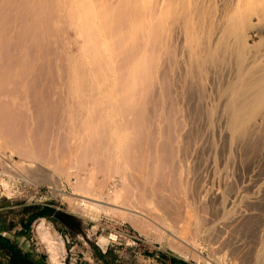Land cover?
Listing matches in <instances>:
<instances>
[{"label":"rangeland","instance_id":"374dc122","mask_svg":"<svg viewBox=\"0 0 264 264\" xmlns=\"http://www.w3.org/2000/svg\"><path fill=\"white\" fill-rule=\"evenodd\" d=\"M33 1L35 3L40 2V0H21L22 3L19 1L16 3L17 0H0L3 5L4 3L7 5L3 6L5 10L0 9L3 14H0L2 16L0 22L3 17L8 16V19L7 17L5 19L7 24H3L4 21L1 22L3 26H7L4 27L5 30L3 26H0V29L4 30L2 33L4 39L8 41L5 46L2 45L4 40H2L3 35H0V78H2L0 80H5V82L0 81L1 83L4 82L2 85L0 83V181L4 180L9 185L8 189L11 191L9 194L12 193L10 196L7 195V189L0 182V235L9 238L22 252L28 254L31 264H52L45 244L40 234L36 232L35 226L41 217L33 218L36 213L48 207L54 209V212L42 218L49 226L52 235L60 237L63 241L64 249L58 256L61 264H264V114L259 115L260 111L261 113L264 112L261 109L264 106L260 110L258 109L259 112L257 110V116L252 117L248 125H246L248 122L245 123L243 126L245 129L235 131L230 123L232 114L229 104L235 100L236 95L229 91L228 87L232 85V82L237 87H243L246 85L243 80L245 79L247 82L246 80L249 78L235 82V71L234 69L233 72L230 71L234 66L218 65L217 71H212L209 60L202 56L203 53H207V49L205 50L204 47L208 44L198 46L197 43L196 46L191 44L189 47L188 44L190 43L185 41L186 36L182 31H156L153 34L157 37L150 34L147 30V17H145L147 14L145 13H148L146 10L151 9L148 16H157L158 10H160L157 3H160L161 0H155L156 3L154 0H137L138 2L128 0L125 2L135 4L134 7L141 3L142 7H139L141 9L124 4V0L123 3L115 2L124 5L125 10L132 8L130 10L132 17H129L135 22L138 21L140 12H143L141 13L144 18L139 15L138 19L140 20L136 22V24L139 23V31L133 34L135 35L133 37L129 35L128 31L130 32L132 27L134 29L135 24L132 26L133 20L129 23V20L126 21L129 19L128 16V18L126 17L129 11L125 14L126 11L121 9L123 6L119 9L125 15L120 11L117 13L118 10H115L114 13L118 14L116 16L117 19L119 18V22H116L115 14L113 15L112 11L108 14L105 12L112 8L114 10L115 4L112 0L109 2L113 3L114 7L112 5L107 10L103 7L105 4H102L107 0H100L102 3L96 2L99 3L97 5L99 8L96 9L101 10L103 8L104 10L102 15L100 14L101 11L98 10L97 17L100 14L102 17H99L103 21V15L112 14L111 17L115 18L113 19L114 22L110 24L112 27L114 25L115 33L119 30L118 28L124 31L129 29V24L132 26L129 25L130 29L125 31L127 33L119 30L121 31L119 33H123L119 37L123 36L124 33V39L127 40L129 36L132 37L128 38L132 44L127 40V43L130 44L128 49L126 48V40L121 38L122 40L119 42L116 41L119 40L118 36L111 35L110 30L106 29L109 27V23H102V25L107 24L108 26L101 25L106 27L105 31L109 30L110 36H107V41H110L109 44H112L111 40L114 37L117 38L114 39L115 43L124 41L126 48L124 50L126 51H118L117 46L119 47V45L120 49L123 50L122 42L114 47L119 55L117 51H113L114 49L111 48L115 44L114 42L112 46L109 45L107 48L105 45L103 47L101 44V47L99 44L102 50L98 46H95L97 50H94L93 45V50L90 47H88L90 50L87 49L81 40L82 37L78 36L80 39L77 37L78 33L73 29L74 27L72 28L66 23V27L69 28H64V24L61 22L63 26L54 24L52 18L54 13L52 17L48 13L55 10L47 11L48 9H55L53 2L43 0L45 3L40 2L38 4L41 7V3H43L44 8L41 9L38 8V5L35 8ZM208 1L210 2V0ZM208 1L197 0L195 2H201V4L204 2V7L203 4H199V7L205 9L207 17L210 14L208 11L211 9V6L208 8ZM48 2L54 8H49L52 6H49ZM206 2L208 6L205 5ZM9 3L10 10L13 9L14 3L21 6L17 7L16 5V9L8 11ZM153 3L154 8L152 7ZM108 4L107 2V8H109ZM144 5L145 7H143ZM0 6L2 5L0 4ZM116 6L118 9L119 5ZM135 9H138L139 14L134 12ZM3 10L6 11V16H4ZM17 10L19 14L15 12ZM40 12L43 14L46 12V16L48 14V17L45 16L46 19L49 18L51 21L49 19L46 22L43 21L46 19L44 16L43 18L42 15L40 16ZM262 15L261 19L263 20ZM29 16L33 19L30 20ZM36 16L41 19H38L40 21L37 20L39 23L42 21L43 24L48 23L46 28H51L50 25L56 26V28L46 29L44 25V28L43 26L39 28L43 31L38 32L39 29H36L39 26L35 27V24L38 23L35 21ZM120 17L122 18L120 19ZM256 17L253 16L254 19H257L254 23L259 27L257 22L260 18ZM205 20L210 19L206 18ZM262 20L259 21L260 25L264 22ZM23 22L29 24L28 26L35 25L36 29L34 28V30L36 32L28 28L27 24L25 26L29 30L25 31V26L22 27ZM42 23L37 25H43ZM119 23L122 27L126 25L125 23L128 25L123 27L125 28L123 30ZM257 27L254 26L248 32H251L253 36ZM136 30L137 27L134 32ZM114 31L112 34H115ZM256 31H263L261 34L264 35V24ZM108 32L106 33L108 34ZM206 32L201 33L202 37H206ZM258 32L254 35L256 38L253 36L255 39L251 38V33H247L249 35H247L246 41L247 43L250 41L252 44L254 40L253 50L257 48L258 51H262L264 49L262 47L264 46V36H260ZM163 33L165 34L163 35ZM258 35L260 39H258ZM111 36L112 39H109ZM165 39L168 44L162 42ZM137 41L139 42L137 43ZM258 41L260 44L263 43L262 46ZM154 43L156 44L152 46ZM22 44L26 47L23 45L25 48H22ZM83 46H86V53H89V57L92 54L87 50L93 52L99 50L98 52L101 51L102 55L105 54L106 58H102V61L112 54L105 53V51L117 52V56L112 54L115 55L116 61H114L115 57H109L112 60L107 59L106 61H108L107 63H116L118 66L112 65L111 72L106 71L104 69L106 67H98L99 63L94 62L96 60L93 57L96 59L99 53L97 56H92L93 60L89 59L88 54L82 53ZM25 49L28 52L22 53L21 51ZM127 49H131V52L129 53ZM201 50L202 54H200ZM143 51H146L147 54H141ZM192 51L194 55H192ZM197 51L201 57L197 55ZM254 52L259 58L258 65L264 63V56L259 57L257 53L260 52L256 50ZM261 54L264 53L261 52ZM24 55L29 59L23 58ZM205 55L207 56V54ZM140 57V61L135 59ZM99 58L98 60H100ZM9 59L11 63L7 62ZM23 59L26 60V64L28 61L27 65L25 62L23 64ZM197 59L203 63L201 64ZM126 60L130 66L127 65ZM30 61L31 65L29 64ZM15 63L20 66H14ZM102 63L101 66H104ZM144 63L145 65H143ZM146 63L151 65V70L146 67ZM9 66L11 67L9 68ZM27 66L29 69L23 75L22 71L23 69L27 70ZM119 66L122 70L126 68L124 75L122 71H119L121 70ZM14 67H20L22 73L18 74L20 71L15 70ZM98 68L102 74L98 75L100 73ZM103 69L108 74H104ZM10 70L14 71L13 74L17 73L18 76L12 75L18 78L14 79L11 73L8 74L12 72ZM139 70L141 72H137ZM75 71H77L76 75ZM113 72L115 73L113 74ZM217 73H220L219 76ZM222 74L225 76L222 77ZM94 75L100 77L99 83L102 80L104 82L105 77L107 82H101L102 85L97 83L98 79L94 78ZM78 76L82 78H79L80 80L75 78ZM126 77L129 78L128 83ZM117 78H119L118 83L123 84L121 88L118 83L115 84ZM122 78H124L123 81ZM227 78H230L231 81ZM76 82L79 84L75 85ZM72 85L74 88L71 87V91L70 86ZM99 85L102 87L101 90L96 89ZM76 86L79 89L82 87V91L76 89ZM220 86L225 89L226 94ZM75 89L79 91H77L78 93L81 91L80 95H84V97L73 93ZM115 89L117 91H112ZM96 91L97 93H95ZM101 91L102 94L98 93ZM222 91L224 94L219 93ZM117 92L120 94L116 95ZM109 93L112 97H108ZM218 93L219 95H217ZM98 94L101 102H98V97L94 96ZM220 95H224V97H220ZM226 96L229 97L226 98ZM127 97L129 98L127 99ZM228 98H231V101L228 102ZM113 100H115L114 103H107ZM113 104H115V108ZM116 104L119 105L118 108H116ZM98 105L102 106L101 109L97 108ZM92 106H96V112L99 109V114L94 112L95 108L93 109ZM258 116L259 118H257ZM87 126L89 129L91 128L90 131ZM92 129H95L93 131L96 132L93 133ZM120 136L124 137L123 141ZM23 160L31 161L32 167L27 169ZM90 170L94 171L92 174L94 173L96 190L101 192L96 191V194H100V196L98 195L100 198L96 197L97 195L95 197L88 196L89 201L91 200L97 205L101 203L104 205H100L101 209L104 208L97 211L98 213L86 211L81 204V199L87 196L74 191L78 182L75 181L76 177L84 179V176L85 178L90 176ZM51 178L58 180L61 186L59 188L49 186L46 181L52 180ZM114 187L122 189V198H124V202L121 198L122 205L117 204L115 206L116 204L111 203V200L109 202L110 193L115 190ZM146 200L150 201V204H147ZM154 205L157 207L155 208ZM106 208L109 212L104 211L107 210ZM110 208H113L111 210L114 212L109 210ZM131 208L133 211L136 209L137 212L145 211L146 216L149 215V218L156 223L158 222L157 225L166 226V234L160 237L158 232H150L152 235L147 233L148 236L138 232L128 221L129 215H124V221V218L121 217L123 216L122 212H119L123 209L132 211ZM157 208L158 210L155 211ZM94 212L96 213L94 214ZM117 213L119 216L116 215ZM134 213L132 212V214ZM134 217L131 216L130 218L132 222H136L133 221L136 220L133 219ZM161 219L162 222H165L164 224L160 222ZM168 222L171 226H167ZM174 230L182 232V234L177 235L178 243L175 242L178 238L176 233L172 232ZM101 237H105L107 242L102 244L100 242ZM174 237L176 238L174 239ZM179 243L180 248L184 249L183 251L188 250L190 259L178 253L179 250L182 251L178 249ZM189 253L191 254L189 255ZM191 256L192 258L196 256L197 261ZM0 264H10L5 251H0Z\"/></svg>","mask_w":264,"mask_h":264},{"label":"bare ground","instance_id":"6f19581e","mask_svg":"<svg viewBox=\"0 0 264 264\" xmlns=\"http://www.w3.org/2000/svg\"><path fill=\"white\" fill-rule=\"evenodd\" d=\"M14 1V0H13ZM18 1H19V3L21 2V0H17V2L16 3H18ZM46 1V0H45ZM48 1V0H47ZM97 1H99V3L102 1H100V0H49V2H53V6L55 7V9H48V7H47V11H50V12H52L53 10H55V11H53L52 13H48L47 11H46V9H45V11L48 13V14H51V16L50 17H52V14H53V16L54 17H52L53 19H54V24L57 26V24H64V28H67L66 27V23H67V25H70V26H72V28L74 29V30H76V32L78 33V35H77V37L78 36H80V37H82V39L81 40H83L82 42H84V44L87 46V49H89L88 47H90V49H92V47L94 46V50H97V47H96V49H95V46H98V48L99 49H101L100 47H99V44L101 45H103V47H104V45L106 46L105 48H107V47H109V45H111L112 46V44H113V42H114V39L116 40L117 38H115L116 36L115 35H117L118 36V38H119V40H116V41H120V40H126V39H124L125 37V33H127V32H125V31H128L129 29H130V26H131V24H132V26H134L133 24H135V27H134V29H133V27L131 28V30H130V32L128 31V33H129V35L130 36H135V35H133V34H136L138 31H139V23H137L136 24V22H139V20L140 19H138L139 18V15H141V17L142 18H144L143 17V15H142V13L140 12V14L138 13V9L136 10L135 9V11L134 12H137L139 15H138V18H137V20L138 21H136L135 22V20H133L132 18H130V17H132V15L130 14L131 12H130V10L132 9V8H128L129 10H125V6L124 5H121L120 3H123V0H121V1H119V0H112V2L115 4V7H114V4L113 3H110L109 2V0H107V2L109 3L107 6H109V8H107L106 7V1H104L102 4H105V5H103V7H105L106 8V10L107 9H110V6L112 7V5H113V7H114V10H107V11H105V12H107L106 14H108L109 12L111 13V11L113 12V15H114V17H116V22H119L118 21V19H117V16L116 15H118V14H116V13H114V11L116 10H118L117 11V13L120 11V9H119V7L121 8L122 6H123V8H121V9H123V11L125 10L126 11V13L125 14H127V11H129L128 12V15H126V17L128 16H130L129 17V19H127L126 17H125V19H127L126 21H128V23L131 21V20H133V23L131 22V24H129L128 25V23H125L126 25H128V27H129V29H127V30H124L125 28H123V27H125V26H123L122 27V25L121 24H123V22H121V24H120V26L123 28V30L124 31H122L121 30V28H118L119 30H121L122 32H125L124 33V35L123 36H121V37H119L120 36V34L122 35L123 33H119V32H121V31H119V30H117V33H115V28H113L114 27V25H113V27H112V25L110 26V24H112V22H114V20L113 19H115L114 17H111V15L112 14H109V15H103L104 17H103V21L100 19V17L99 16H101L102 14V11H104L103 10V8L100 10V9H98V10H100L101 12H100V14H99V16L97 17V5H99V3L97 4L96 2ZM128 0H124V4H126V5H131V6H133V5H135V4H133L132 5V3L130 4V2L127 4V3H125V2H127ZM135 1H137V0H135ZM139 1V0H138ZM137 1V2H138ZM147 1V0H146ZM155 1V0H154ZM154 1H152V2H154ZM201 1V0H200ZM203 1V0H202ZM208 1V0H207ZM3 2V1H2ZM2 2H0V4L2 5V6H0L1 8V10L2 9H4V5H5V3H4V5L2 4ZM8 2V1H7ZM34 3H35V1H33ZM40 2H43V3H45L43 0L41 1L40 0ZM39 2V3H40ZM48 2V4H49V6L51 5L52 6V4L51 3H49ZM117 2H120V3H118V4H116ZM142 2V1H141ZM160 3H157V4H159V9L160 10H158V7H157V10H158V14H157V16H152V15H149L148 16V14H149V12H151V11H149V10H151V9H149V10H146V11H148V13H145V14H147V15H145V17H147L146 19H147V30L150 32V34H153V33H155L156 31H161V32H167V31H169V32H171V30H172V32H173V30H175L176 32H184L183 34H185V36H186V40L185 41H187V42H189L190 44H188L189 45V47L191 46V44H193V45H197V43H198V46L200 45V44H203V46H204V44L205 43H207L208 44V46H205L204 47V49L206 50V52L207 53H203L202 52V50H203V48H201L202 50H201V52H200V54H202L203 53V57H207V59L209 60V62H210V64H211V66H212V71H214V72H216L217 71V69H218V65H222V66H230V67H233V68H231V70L230 71H232L233 69H234V71H235V82L237 81V80H240V82L243 80V78H249L248 80H246L247 82H245V79L243 80V83H245L246 85H244L243 87L241 86V87H237L236 86V84L234 83V82H229V83H231L232 85H229V87H228V89H229V91H232V92H234L235 93V95H236V97H235V100H233L232 101V103H230L229 105H230V113L232 114V116H231V124H232V129L233 130H235V131H237V130H242V129H245L243 126L245 125V123L246 122H248L246 125H248L249 124V120L251 121V118L252 117H254L257 113V110L259 109L260 110V108L261 107H263L264 106V63H260L261 65H258V62H259V58L256 56V53L254 52L255 50L257 51V52H260V53H257V54H259L258 56L260 57V56H264V54H261V52H263L264 53V49L262 50V51H258L257 50V48L255 49V50H253V41H252V44H251V42L249 41V43L251 44H249V43H247V41H246V37H247V35H249L251 32H248L250 29H252L254 26H255V28L257 27L256 25H255V23H256V20L257 19H254L253 18V16H257L258 17V22H257V24H258V26L259 27H257V29H259L260 28V26L261 25H263L264 24V22H263V24H259V21H261L262 19H261V15H262V13H264V0H210V2H209V6L207 5L208 3L206 2V4L205 5H207L208 6V8H210V6H211V9H210V11H208V12H210V14L208 15L207 14V12H206V14L208 15V17L205 15V9L204 8H200L199 7V4L200 5H202L203 4V7H204V2L201 4V2H199V3H195V2H197V0H161V1H159ZM11 4H12V2H10ZM10 3L8 4V6L10 5ZM16 3H14L15 5H13L12 6V8L14 9H16L17 7H20L21 5L20 4H16ZM22 3V2H21ZM37 3V2H36ZM34 4L35 5V8H37V5L39 4V3H37V4ZM43 3H41L42 4V6L41 7H39L40 5H38V8H44V5H43ZM143 3V2H142ZM150 3V2H149ZM155 3H156V1H155ZM7 4V3H6ZM24 5H26V3H23ZM22 4V6H24ZM28 4V3H27ZM102 4H100V7H102L101 5ZM141 4V3H140ZM140 4H138V8L142 5H140ZM148 4V3H147ZM152 4V3H151ZM17 5V7H15ZM33 5V4H32ZM116 5H119L118 6V9H117V6ZM128 5V6H129ZM5 6H7V5H5ZM49 7V8H54V7ZM150 7H151V5H149ZM3 7V8H2ZM31 7H33V6H31ZM136 7V6H135ZM134 6H133V8H135ZM136 7V8H137ZM142 7V6H141ZM143 7H145V5L143 6ZM147 7V6H146ZM153 8H154V3H153V6H152ZM7 8H9V9H7L8 11H11V10H13V9H11L10 10V6L9 7H7ZM21 8H23V7H21ZM45 8H46V5H45ZM99 8V7H98ZM152 8V9H153ZM208 8H206V9H208ZM127 9V8H126ZM139 9H141V8H139ZM204 9V10H203ZM1 10H0V14H2L1 13ZM5 10V9H4ZM3 10V11H4ZM32 10H33V8H32ZM36 10V9H35ZM44 10V9H43ZM142 10H144V9H142ZM209 10V9H208ZM2 11V12H3ZM18 11V10H17ZM17 11H15L17 14H19V11L17 12ZM38 11H40V9H38ZM203 11V12H202ZM5 13H4V16H6V11H4ZM43 12V11H42ZM42 12H40V16L42 15V18H43V16L45 17L46 16V12H44L45 14H43ZM105 12H103L104 14H105ZM121 13H123L124 14V12H122V10L120 11ZM133 12V13H134ZM8 13V12H7ZM31 13V12H30ZM36 13V12H35ZM39 13V12H38ZM42 13V14H41ZM121 13H119V15H121ZM137 13H136V16H137ZM154 13V12H153ZM48 14H47V16L46 17H48ZM89 14V15H88ZM123 14H122V16H123ZM124 14V15H125ZM3 15V14H2ZM8 15H9V13H8ZM20 16H21V14H20ZM22 16H24V15H22ZM39 16V15H38ZM39 16V17H40ZM7 17V19H8V16H6ZM6 17H3V20L2 21H4L3 22V24H7V23H5V19H6ZM25 17V16H24ZM30 17V16H29ZM46 17H45V19H46ZM102 17V16H101ZM111 17V18H110ZM256 17V18H257ZM264 17V15H262V18ZM2 18V16L0 15V19ZM122 17H120V19H121ZM123 18H124V16H123ZM206 18H208V19H210V20H205ZM30 20H32L33 19V17H30L29 18ZM38 19H40V18H38L37 16H36V19H35V21L36 22H38V21H40V20H38ZM48 19L49 18H47L46 20H43V21H48ZM125 19H123V21L125 20ZM134 19H135V15H134ZM28 20V19H27ZM38 20V21H37ZM101 20V21H100ZM255 20V21H254ZM263 20H264V18H263ZM262 20V21H263ZM1 21V22H2ZM8 21V20H7ZM42 21V22H43ZM49 21H51L50 19H49ZM65 21V22H64ZM1 22H0V26H3L2 24H1ZM27 22V21H26ZM24 23L23 22V24H22V27L24 28V26H25V24H27V23ZM41 22V23H42ZM61 22V23H60ZM64 22V23H63ZM125 22V21H124ZM135 22V23H134ZM255 22V23H254ZM35 23V22H34ZM33 23V24H34ZM41 23H37V24H41ZM69 23V24H68ZM102 23H109V27L108 28H106V27H102V26H104V25H106V26H108L107 24H103L102 25ZM261 23V22H260ZM31 24V23H30ZM37 24H35V25H31L32 26V28H31V26H28L29 24H27L26 26H28V28H30V29H33L34 30V28L36 27L37 28V26H39L36 30H38L39 28H40V26H43V28H44V25H45V28L48 26L47 24L48 23H46V24H43V25H37ZM114 24V23H113ZM47 25V26H46ZM102 25V26H101ZM137 25V26H136ZM141 25V24H140ZM26 26H25V31L26 30H29V29H26ZM35 26V27H34ZM51 26V28L52 27H55L56 28V26H52V25H50ZM119 26V25H118ZM4 27H7V26H3V29H4ZM59 27V26H58ZM127 27V28H128ZM136 27H137V30L134 32V30L136 29ZM263 27V26H262ZM2 28V27H1ZM51 28H46V29H51ZM59 28H61V27H59ZM69 28V27H68ZM109 29L110 30V34L111 35H113V36H115L114 37V39H112V36H111V38H109V39H112L111 40V42H112V44L110 43H108V42H110V41H107V36H110L109 35V30H107V31H105L106 29ZM254 28V29H255ZM113 29V30H112ZM253 29V30H254ZM257 29H255V33L256 32H258V31H256ZM5 30V29H4ZM3 30V31H4ZM40 30H42V29H39L38 30V32L40 31ZM146 30V29H145ZM203 30H205V31H203ZM252 30V31H253ZM262 30V29H261ZM2 31V29H0V32ZM3 31L1 32V34L0 35H3L2 33H3ZM35 31V30H34ZM43 31V30H42ZM112 31H114V33L115 34H112L113 32ZM207 31V32H206ZM36 32V31H35ZM104 32H105V34H104ZM106 32H108V34L106 33ZM132 32V33H131ZM204 33V32H206V37L205 36H203L202 37V35H201V33ZM254 32V31H253ZM263 31H261V32H258L259 34H260V36L262 35V36H264L263 34H261ZM247 33H249V34H247ZM255 33H253V36L255 35ZM147 34H149V33H147ZM162 34V33H161ZM165 33H163V35H164ZM169 34V33H168ZM179 34V33H178ZM182 34V35H183ZM154 35V34H153ZM179 35H181V33L179 34ZM181 35V36H182ZM128 37V38H132V37ZM154 36H156V35H154ZM171 36V35H170ZM250 36H252V33H251V35ZM253 36L251 37V38H253ZM256 36H257V34H256ZM2 37V36H1ZM80 37H78L79 39H80ZM157 37V36H156ZM171 37H173V36H171ZM179 37V36H178ZM255 37V36H254ZM3 39L2 40H4L3 42V44L2 45H6L5 43L6 42H8V41H6L4 38V35H3V37H2ZM122 38V39H121ZM127 38V40H129V43H130V39H128ZM166 38V37H165ZM177 38V37H176ZM250 38V37H249ZM256 38V37H255ZM255 38H253V39H255ZM78 39V40H79ZM144 39V38H143ZM163 39V38H162ZM168 39V38H167ZM172 39V41H173V38H171ZM179 39V38H178ZM258 39H260L259 38V35H258ZM261 39H263L262 37H261ZM1 40V39H0ZM127 40H126V42L125 43H127ZM131 40H133V39H131ZM154 39L152 38V41H153ZM183 40V39H182ZM181 40V41H182ZM264 40V39H263ZM115 41V42H116ZM123 41V42H124ZM149 41V40H148ZM147 41V42H148ZM177 42H178V40H176ZM185 41H184V44H185ZM260 41V40H259ZM259 41H258V43H259ZM262 41V40H261ZM114 42V43H115ZM115 43V44H113V46L111 47V48H113L114 49V47H116L117 45H119V44H121V42L120 43ZM122 42V43H123ZM139 41H137V43H138ZM145 42V41H144ZM151 42V41H150ZM162 42H166V39L165 40H162ZM263 42V41H262ZM22 43V42H21ZM143 43V42H142ZM153 43V42H152ZM167 43V42H166ZM165 43V44H166ZM170 43H171V41H170ZM169 43V44H170ZM179 43V42H178ZM20 44V43H19ZM84 44H82V45H84ZM130 44H132V42L130 43ZM130 44H128L127 43V46H126V48H130V46H128V45H130ZM134 44V43H133ZM141 44V43H140ZM144 44V43H143ZM146 44V43H145ZM156 43H154L152 46H154ZM168 44V43H167ZM166 44V45H167ZM181 44H183V43H181ZM249 44V45H248ZM260 44V43H259ZM261 44H263V43H261ZM260 44V45H261ZM1 45V46H2ZM21 45V44H20ZM23 45L24 44H22V48H25V47H23ZM88 45H91V46H88ZM93 45V46H92ZM102 45H101V47H102ZM126 45V44H125ZM164 45V44H163ZM165 45V46H166ZM178 45V44H177ZM176 45V46H177ZM187 45V44H186ZM187 45V46H188ZM192 45V46H193ZM258 45V44H257ZM85 46V47H86ZM135 46V45H134ZM160 46H161V44H160ZM168 46H170V45H168ZM197 46V47H198ZM202 46V45H201ZM262 46V45H261ZM85 47L83 46L82 48H84V50H83V52L82 53H85V54H88V58L90 59H92V56H97L98 55V53H99V56H97L100 60H98V58L96 57V59L93 57V59L94 60H96V61H94V62H98L99 63V66L98 67H109V69H106V68H104L106 71L107 70H112V65H117L115 62V64H112V62H110V63H107L108 61H106L107 59L109 60V61H111L112 59L111 58H114L115 57V55H116V53L118 52V51H126V50H124V49H126L125 47H124V43H123V50H122V48L120 49V45H119V47L117 46V48H118V51H117V49H112L113 51H117L116 53L115 52H113V51H105V53L107 52V53H114L115 55H110V56H108V58L107 59H104V61H102L103 59L102 58H106L105 57V54H104V52H103V54L104 55H102V52L100 51V52H98V51H89V50H87V52H90V54H92V56L91 57H89L90 55H89V53H86V49H85ZM122 47V46H121ZM142 47H144V46H142ZM181 47H182V45H181ZM184 47V46H183ZM186 47V46H185ZM257 47H259V46H257ZM262 47H264V46H262ZM18 48H19V45H18ZM132 48V47H131ZM188 48V47H187ZM199 48V47H198ZM259 48H261V47H259ZM258 48V49H259ZM20 50H21V48H19ZM127 49V50H128ZM145 49V48H144ZM163 49V48H162ZM167 49H169V47H167ZM27 49H25L24 51H21L22 53H25V51H26ZM93 50V49H92ZM102 50V49H101ZM106 50V49H105ZM107 50H109V49H107ZM145 50H147V49H145ZM189 50V49H188ZM192 50V49H191ZM205 50H204V52H205ZM261 50V49H260ZM164 51H165V49H164ZM26 52H28V51H26ZM96 52V54H94ZM128 52L130 53L131 52V49L130 50H128ZM152 52H153V49H152ZM193 52V51H192ZM143 53H146V51L144 52H142L141 54H143ZM188 53H191V52H189L188 51ZM94 54V55H93ZM118 55H119V52L117 53ZM133 54V53H132ZM139 54V53H138ZM137 54V56H139ZM147 54V53H146ZM196 54V53H195ZM199 53H198V51H197V55H198ZM204 54H207V56L205 55L204 56ZM261 54V55H260ZM26 55V54H25ZM24 55V56H25ZM28 55V54H27ZM150 55V54H149ZM152 55V54H151ZM165 55H167V54H165ZM192 55H194V52H193V54ZM82 56V55H81ZM117 56V55H116ZM142 56H144L145 57V55H142ZM155 56V55H154ZM191 56V55H190ZM198 56H200V55H198ZM27 56H25V57H23V58H26ZM109 57H111V58H109ZM132 57V56H131ZM147 58H148V56H146ZM201 57V56H200ZM202 57V58H203ZM261 57V58H262ZM9 58H10V56H9ZM151 58V57H150ZM149 58V59H150ZM193 59L195 58L194 56L192 57ZM198 58V57H197ZM202 58H200L201 60H202ZM10 59H12V58H10ZM9 59V61L7 60V62H10L11 63V60ZM29 58H26V60H28ZM92 59V60H93ZM102 59V60H101ZM131 59V58H130ZM135 59H137V61H138V59H139V61H140V59H141V57L140 58H135ZM143 59V58H142ZM154 59V58H153ZM192 59V60H193ZM199 59V60H200ZM206 59V58H205ZM263 59V58H262ZM25 59H23V61L22 60H19V61H22L23 62V64H24V62H25V64H26V60L24 61ZM146 60V59H145ZM198 60V59H197ZM198 60V61H199ZM16 61V60H15ZM100 61H102V62H104V63H102V62H100ZM106 61V62H105ZM114 61H116V57L114 58ZM144 61V60H143ZM148 61V63H149V60H147ZM196 61V60H195ZM203 61V60H202ZM21 62V63H22ZM126 62H127V60H126ZM200 63H201V61H199ZM203 62H205V61H203ZM202 62V63H203ZM101 63L104 65V66H101ZM107 63V66H105V64ZM137 63V62H136ZM152 63H154V62H152ZM196 63H198V62H196ZM199 63V64H200ZM201 63V64H202ZM208 63V62H207ZM7 64V63H6ZM9 64V63H8ZM7 64V65H8ZM16 64V65H15ZM15 64H13L14 66H20V65H18L17 63H15ZM20 64V63H19ZM23 64H21V65H23ZM27 64H28V61H27ZM26 64V65H27ZM30 65H31V61H30V63H29ZM78 64V63H77ZM95 64V63H94ZM132 64H133V60H132ZM131 64V65H132ZM141 64V63H140ZM150 64H151V62H150ZM204 64H206V63H204ZM263 64V65H262ZM25 65V66H26ZM29 65V66H30ZM96 65V64H95ZM98 65V64H97ZM127 65H128V62H127ZM143 65H145V63L143 64ZM29 66H27L26 68H27V70L26 69H23V73L20 71V70H22V69H20V67L18 68H15V70H19L20 72L18 73V74H20V73H22L23 75L25 74V72L27 73V71H28V69H29ZM118 66V65H117ZM116 66V67H117ZM128 66H130V64L128 65ZM150 66L151 65H147V63H146V67H149V69H150ZM11 66H9V68H10ZM22 67V66H21ZM24 67V66H23ZM22 67V68H23ZM120 67V66H119ZM118 67V68H119ZM145 67V68H146ZM209 67H210V65H209ZM8 68V67H7ZM8 68V69H9ZM32 68V67H31ZM30 68V69H31ZM111 68V69H110ZM144 68V69H145ZM222 68H224V67H222ZM12 70H13V68H11ZM104 69L102 70V72H104V74H108V72H106V71H104ZM117 69V68H116ZM115 69V70H116ZM119 69H121V67L119 68ZM129 69H130V67H129ZM147 69V68H146ZM148 69V70H149ZM208 69V68H207ZM226 69V68H225ZM7 70V69H6ZM12 70H10V71H12ZM26 70V71H25ZM79 70V69H78ZM77 70V71H78ZM98 70H99V72L101 71L99 68H98ZM115 70H113V71H115ZM118 70V69H117ZM151 70V69H150ZM149 70V71H150ZM210 70V69H209ZM224 70V69H223ZM9 71V70H8ZM77 71H75V75H76V73H77ZM81 71V70H80ZM119 71H122V74L124 75L125 73H124V71H126V68L124 69V70H119ZM130 71V70H129ZM135 71V70H134ZM148 71V72H149ZM16 72V71H15ZM106 72V73H105ZM111 72V71H110ZM116 72H118V71H116ZM137 72H141L140 70L139 71H137ZM219 72H221V71H219ZM233 72V71H232ZM7 73V71L5 72V74ZM11 73V75L14 73V71H12V72H9L8 74H10ZM81 73V72H80ZM115 72H113V74H114ZM207 73H210V72H207ZM223 73V72H222ZM18 74L16 73V74H13V75H17L18 76ZM22 74H21V76H22ZM97 74V73H96ZM95 74V75H96ZM99 74H102L101 72L100 73H98V75ZM120 74V73H119ZM133 74V73H132ZM211 74V73H210ZM218 74V73H217ZM220 74V73H219ZM219 74H218V76H219ZM228 74V73H227ZM234 74V73H233ZM10 75V76H11ZM12 75V76H13ZM93 76L94 78H96V79H98L97 80V83H99V80H100V77H96V76ZM97 75V76H98ZM116 75V74H115ZM138 75V74H137ZM145 75V74H144ZM143 75V76H144ZM223 75V74H222ZM229 75V74H228ZM8 76V75H7ZM73 76H74V74H73ZM82 76V75H81ZM75 77V78H77L78 80H80L79 78H82V77ZM103 76V75H102ZM107 76V75H106ZM118 77H119V75H117ZM209 76V75H208ZM217 76V77H218ZM225 75H223L222 77H224ZM14 77V79L15 78H18V77H16V76H13ZM92 77V78H93ZM110 77V76H109ZM145 77H148V76H145ZM212 77V76H211ZM11 78V77H10ZM9 78V79H10ZM20 78V77H19ZM94 78H93V80H94ZM102 78V77H101ZM113 78V77H112ZM232 78V77H231ZM0 79H2V78H0ZM7 79V78H6ZM14 79H12V81L13 82H15V80ZM108 79V78H107ZM126 80H127V83H128V79H127V77L125 78ZM212 79V78H211ZM217 79V78H216ZM215 79V80H216ZM230 78H227V80H229ZM76 80V79H75ZM105 80H106V77H105ZM104 80V82H102V81H100V83L102 82V83H105V82H107V81H105ZM124 80V78H122V81ZM130 80H132V79H130ZM214 80V81H215ZM221 80V79H220ZM219 80V81H220ZM227 80H226V82H227ZM0 81H4L5 82V80H0ZM17 81V80H16ZM117 81V82H116ZM136 81V80H135ZM230 81H231V79H230ZM4 82H2L3 84H4ZM7 82H8V79H7ZM77 82H79V81H77ZM76 82V84L75 85H77V84H79V83H77ZM81 82H82V80H81ZM80 82V83H81ZM119 82V78H117L116 80H115V84L116 83H118ZM221 82H222V80H221ZM1 83V82H0ZM2 83H1V85H2ZM99 83V84H100ZM102 83H101V85H102ZM122 83V82H121ZM126 83V84H127ZM139 83V82H138ZM131 84V83H130ZM129 84V85H130ZM211 84V83H210ZM217 84H218V82H217ZM95 85L97 86V84L95 83ZM117 85V84H116ZM118 85H120L119 87L121 88V86L123 85H121V84H119L118 83ZM129 85H128V87H129ZM224 85H227V84H224ZM237 85H239V84H237ZM80 86H81V84H80ZM214 86H217V85H214ZM71 87H73V85L72 86H70V88ZM103 89L105 88L104 87V84H103ZM100 85H99V87H97L96 89H100V88H102ZM115 87V86H114ZM218 87H219V85H218ZM217 87V88H218ZM221 87V90L222 89H224V88H222V86H220ZM227 86H225V88H226ZM69 88V89H70ZM74 88V87H73ZM78 88V90H80L81 89V91H82V87L79 89V87H77L76 86V89ZM211 88H212V86H211ZM76 89L75 90H73V93H77V94H81V91H80V93H78L77 91H76ZM111 89V88H110ZM112 89H114V88H112ZM117 89V88H116ZM112 90V91H117V90ZM122 89H124L123 87H122ZM227 89V88H226ZM101 90V89H100ZM132 90H133V88H132ZM219 90V89H218ZM71 91H72V88H71ZM76 91V92H75ZM89 91V90H88ZM87 91V92H88ZM98 91V90H97ZM97 91L95 92V93H97ZM102 91H104V90H102ZM102 91L101 92H98V93H101L102 94ZM119 91V90H118ZM122 91V90H121ZM215 91V90H214ZM217 91V90H216ZM224 92H225V94H226V91H225V89H224ZM227 92H228V90H227ZM72 93V95H74ZM83 93L86 95V92L83 90ZM82 93V94H83ZM94 93V94H95ZM119 92H117L116 93V95H119L118 94ZM126 93H128L127 91H126ZM133 92H131V94H132ZM220 94L221 93H223V91L222 92H219ZM219 93L217 94V95H219ZM90 94V93H89ZM92 94V93H91ZM100 94V95H101ZM224 94V93H223ZM228 94V93H227ZM114 95V94H113ZM122 95V94H121ZM129 95V94H128ZM132 95H134V94H132ZM229 95V94H228ZM230 95H231V93H230ZM234 95V94H233ZM74 96H76V95H74ZM80 96H82V95H80ZM80 96H79V98H80ZM94 96H96V98L98 97V100H99V98H100V96H99V94L98 95H94ZM112 97V95H110V93H109V96L108 97ZM130 96V95H129ZM222 95H220V97H221ZM232 96V95H231ZM84 97V95L82 96V98ZM218 97V96H217ZM222 97H224V95L222 96ZM227 97H229V96H226V98ZM77 98H78V96H77ZM129 97H127V99H128ZM93 99H95L94 97H93ZM229 99V98H228ZM227 99V100H228ZM231 99V98H230ZM228 100V102L229 101H231V100ZM109 100V99H108ZM121 100H122V98H121ZM93 101V100H92ZM124 101H125V99H124ZM95 103L97 102V101H94ZM98 102H101L100 100L98 101ZM114 103L115 102V100H113V101H110V102H107V103ZM117 102V101H116ZM223 103H225L224 101H223ZM82 104V103H81ZM85 105H87L86 103H84ZM91 104H93L92 102H91ZM97 104H100V103H97ZM97 104H95V105H97ZM118 104V103H117ZM116 104V105H117ZM121 104V103H120ZM226 104H228V103H226ZM114 106V108H115V104H113ZM91 106V105H90ZM102 106H103V104H102ZM101 106V107H102ZM105 106V105H104ZM224 106V105H223ZM228 106V105H227ZM101 107L98 105L97 106V108H99V109H101ZM119 107V105H117V107L116 108H118ZM224 107H226V106H224ZM90 108V107H89ZM92 108L94 109L95 108V111L94 112H96L97 110V108H96V106H92ZM227 108V107H226ZM99 109H98V112H99ZM104 109V108H103ZM109 109V108H108ZM107 109V110H108ZM110 109H113V108H110ZM225 109V108H224ZM228 109H229V106H228ZM261 109H263L264 110V107L263 108H261ZM118 110V109H117ZM227 110V109H226ZM259 110H258V112H259ZM108 111H110V110H108ZM112 111V110H111ZM98 112H96V113H98ZM101 112H102V110H101ZM100 112V113H101ZM229 113V114H230ZM260 113V114H259ZM258 114L259 115H262V114H264V112L263 113H261V111L259 112ZM99 114V113H98ZM102 114V113H101ZM106 114V113H105ZM113 114V113H112ZM230 114V115H231ZM114 116H115V114H114ZM257 116V115H256ZM264 116V115H263ZM257 118H259V116L257 117ZM262 118V117H261ZM254 119V118H253ZM256 119V118H255ZM264 120V119H263ZM252 121H254V120H252ZM97 122H100V121H97ZM96 122V123H97ZM250 123H252V122H250ZM85 124V123H84ZM82 126V125H81ZM86 127V124L84 125V128ZM246 127V126H245ZM87 128H88V126H87ZM94 128V127H93ZM86 129V128H85ZM91 129V128H90ZM90 129L88 128V130L90 131ZM246 129H247V127H246ZM93 130H95V129H92V132L93 133H95ZM86 131V130H85ZM234 131V132H235ZM247 131V130H246ZM245 131V132H246ZM87 132V131H86ZM241 133H242V131H240ZM98 133H100V132H98ZM97 133V134H98ZM125 134V133H124ZM123 134V135H124ZM121 135V134H120ZM121 137V136H120ZM122 138V141L124 140V137H121ZM125 139H127L126 137H125ZM126 142V141H125ZM127 147V146H126ZM127 150V149H126ZM121 151H123L122 149H121ZM127 152H128V150H127ZM121 153V152H120ZM124 153V152H123ZM122 153V154H123ZM127 155V154H126ZM125 155V156H126ZM124 156V155H123ZM124 159H125V157H123ZM24 162L23 163H25V165L27 166V169L28 168H30V167H32V163H31V161H29V160H23ZM36 170H37V168H36ZM29 170H27V172H28ZM26 172V171H25ZM40 172V171H39ZM43 172V171H42ZM92 172H94L93 170L91 171L90 170V173L91 174H89L88 172V174L90 175V176H88V177H86L85 178V176H84V179L83 178H81V179H79V177L77 176L76 178V186L74 187L75 188V190L74 191H76V192H80V193H83L84 195H86L87 197H84V198H82L81 199V204H82V206H83V208L86 210V211H89L90 213H91V211L93 212V211H101V210H103V208L104 207H102V209L100 208L101 206H104L102 203L101 204H99V205H97L95 202L94 203H92L91 202V200L89 201V197H95L96 195V197H98V198H100L99 196H100V194H96L97 192L96 191H98V192H101L100 190H96V184H95V182H94V177H93V174H92ZM29 173H30V171H29ZM43 174V173H42ZM46 174V173H45ZM40 176H42V175H40ZM44 176V175H43ZM46 176H48L47 174H46ZM83 177V176H82ZM48 178V177H47ZM40 179V178H39ZM43 179V178H42ZM52 179V178H51ZM83 179V180H82ZM2 180V179H1ZM46 180V179H45ZM53 180V179H52ZM47 180L46 182H48L47 184H49V186H52L53 188H59L61 185H60V183H59V181L58 180ZM0 182H2L1 184L7 189V191L8 192H6L7 193V195H11V194H9L11 191H10V189H8V184L4 181V180H2V181H0ZM116 186V185H115ZM100 188V187H99ZM115 188V187H114ZM101 189V188H100ZM102 190V189H101ZM122 190V189H121ZM121 190L120 189H118V188H115V190L114 191H111V193H110V199H109V202H110V200L112 201L111 203H113V204H116L115 206H117V204L118 205H122V201H123V199L124 198H122V192H121ZM6 191V190H5ZM58 191V190H57ZM99 195V196H98ZM143 195H144V192H143ZM89 196V197H88ZM104 196V195H103ZM124 196V195H123ZM149 196V195H148ZM148 196H146L147 197V199H148ZM126 197V196H125ZM144 197V196H143ZM142 197V198H143ZM150 197V196H149ZM121 198H122V201H121ZM101 199H103L102 198V196H101ZM150 199H151V197H150ZM149 199V200H150ZM157 199V198H156ZM127 201V200H126ZM129 201V200H128ZM147 201V200H146ZM154 201V200H153ZM153 201H151V202H153ZM159 201V200H158ZM124 202V201H123ZM134 202V201H133ZM148 202V203H147ZM146 203L147 204H150V201H147ZM157 202V201H156ZM155 202V203H156ZM130 203V202H129ZM159 203V202H158ZM128 204V203H127ZM140 204V203H139ZM152 204V203H151ZM154 204V203H153ZM161 204H162V202H161ZM80 205V204H79ZM101 205V206H100ZM123 205H124V203H123ZM130 205V204H129ZM136 205V204H135ZM157 205V204H156ZM106 206V205H105ZM114 206V207H115ZM134 206V205H133ZM152 206V205H151ZM150 206V207H151ZM81 207V206H80ZM110 207V206H109ZM127 207V206H126ZM145 207V206H144ZM154 207L156 208L157 206H155L154 205ZM121 209L123 208V207H120ZM128 208V207H127ZM163 208V207H162ZM107 209V208H106ZM111 209H113V208H110L109 210H111ZM116 209H117V207H116ZM130 209V208H129ZM134 209V208H133ZM153 209V208H152ZM159 209H161L160 208V206H159ZM131 210H132V208H131ZM136 210V209H135ZM129 211L128 209H123L122 211H119L121 214H123V216L125 215V216H128L129 215V218H128V221H130L131 223H132V227H134L138 232H140V233H142V234H147V233H150V232H158L159 233V236L160 237H162V236H164L165 234H166V231H167V229L163 226V227H160L159 225H157V223L154 221V220H152L151 218H149L148 216H146V214L144 213L145 211H139L138 209V211L139 212H137V211ZM150 210V209H149ZM149 210H148V212H149ZM156 210H158V208L157 209H155V211ZM104 211H106V212H109L108 211V209L107 210H104ZM111 211H113L114 212V210H111ZM161 211V210H160ZM159 211V212H160ZM96 212H94V214L96 213ZM132 212H135L134 214H132ZM152 212H153V210H152ZM159 212H156V214L158 213L159 214ZM165 211L163 210V213H164ZM167 212H169V211H167ZM98 213V212H97ZM136 213H138V214H140L139 216H138V214H136ZM145 215H144V214ZM113 214V213H112ZM148 214V213H147ZM165 214H167V213H165ZM97 215V214H96ZM116 215H118L119 216V213H117ZM123 216H121L122 218H124V221H125V216L123 217ZM131 216H135L133 219H136V220H133V221H136V222H132L131 221ZM156 216V215H155ZM167 216V215H166ZM174 216V215H173ZM153 217H154V215H153ZM156 217H158V215L156 216ZM172 217V216H171ZM139 218H141L140 220H139ZM159 218H161V217H159ZM165 219H167V218H165ZM170 219V218H169ZM171 221H172V219H170ZM126 221H127V219H126ZM157 221V220H156ZM160 222H162V219H161V221ZM173 222V221H172ZM129 223V222H128ZM163 224L165 223V222H162ZM170 222H168V225L167 226H171V224H169ZM173 226V225H172ZM36 232L38 233V234H40V237H41V239H42V241H43V243L45 244V248L47 249V252L49 253V257H50V260H51V262H52V264H61V260L59 261V259H58V256H59V253L61 252V251H63V241H62V239L60 238V237H54L53 235H52V232L50 231V228H49V226L44 222V218H40L39 220H38V222H37V224H36ZM169 228V227H168ZM176 229H178L177 227H176ZM173 233H176L175 235H176V237L178 238V234H182V232L179 230H174V231H172ZM139 233V234H140ZM152 233H150L151 235H152ZM154 234H156V233H154ZM153 234V235H154ZM171 235V234H170ZM175 235H173V236H175ZM147 236H148V234H147ZM181 236V235H180ZM156 237H157V235H156ZM160 237H158L159 239H160ZM170 237V236H169ZM172 237V236H171ZM176 237H174V239L176 238ZM182 237V236H181ZM171 239V238H170ZM177 240H179V238L178 239H176V243H178L177 242ZM181 240V239H180ZM182 240H183V238H182ZM171 241V240H170ZM100 242L101 243H106L107 242V239L105 238V237H101L100 238ZM175 242H173L174 244H175ZM182 242V241H181ZM187 242V241H186ZM191 242V241H190ZM128 243V242H127ZM132 243V242H131ZM173 244V245H174ZM192 245H193V242H192ZM195 245V244H194ZM172 246V245H171ZM175 246V245H174ZM173 246V248H175ZM177 246H179V248L178 249H181L182 250V248H180V243H179V245H177ZM184 248H185V246L184 245H182ZM194 247H196V246H194ZM178 249H177V251H178ZM187 249H188V247H187ZM184 250V249H183ZM178 251V253H181L182 255H184L185 257H189V259H190V256H188V250H186V251ZM189 250H191V249H189ZM176 251V252H177ZM192 251V250H191ZM190 251V252H191ZM200 252V251H199ZM64 253V252H63ZM192 253V252H191ZM191 253H189V255L191 254ZM193 255H194V253H192ZM197 255H198V252H197ZM201 255V254H200ZM191 258H192V256H191ZM193 258L195 259V258H197L196 256L194 257L193 256ZM192 258V259H193ZM196 260V259H195ZM197 261V260H196ZM211 263V262H210Z\"/></svg>","mask_w":264,"mask_h":264},{"label":"trees","instance_id":"16d2710c","mask_svg":"<svg viewBox=\"0 0 264 264\" xmlns=\"http://www.w3.org/2000/svg\"><path fill=\"white\" fill-rule=\"evenodd\" d=\"M52 212H54V209L46 207L36 213L33 218L47 217ZM0 251L6 252L10 264H31L28 254L22 252L9 238L2 235H0Z\"/></svg>","mask_w":264,"mask_h":264},{"label":"crops","instance_id":"0c3cea01","mask_svg":"<svg viewBox=\"0 0 264 264\" xmlns=\"http://www.w3.org/2000/svg\"><path fill=\"white\" fill-rule=\"evenodd\" d=\"M102 244H104V243H102Z\"/></svg>","mask_w":264,"mask_h":264}]
</instances>
